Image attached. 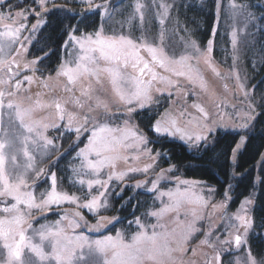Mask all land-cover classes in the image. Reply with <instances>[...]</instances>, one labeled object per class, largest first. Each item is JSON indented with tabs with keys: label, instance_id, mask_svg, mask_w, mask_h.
<instances>
[{
	"label": "snow or ice",
	"instance_id": "obj_1",
	"mask_svg": "<svg viewBox=\"0 0 264 264\" xmlns=\"http://www.w3.org/2000/svg\"><path fill=\"white\" fill-rule=\"evenodd\" d=\"M79 3L86 5L83 11L97 14L99 21L92 31H82L80 22L68 24L59 63L49 69L44 62L51 55V49L46 45L39 49L42 55L27 59L35 33L47 24L45 17L51 12L65 10L73 14L72 19L83 12L75 13V9L58 5L55 0H31L28 7H20L11 0H0V264H198L197 249L188 247L193 232L198 229L193 223H185L181 210H185V216L191 214L202 218L195 206L207 208L210 200L193 190L200 182L178 177L174 189L162 191L160 182L166 178V173L173 171L174 166L161 169L150 181H136L131 186L133 195L125 201L131 202L137 189L145 188L155 194L161 206L143 215L155 218L156 223L146 224L133 212V219L127 221V230L107 234L117 223H122L119 216L100 214L101 209L109 210L107 196L112 180L115 178L122 182L128 172L147 174L154 166L146 164L143 168H129L127 172L114 171L118 161H127L128 157L121 154L126 148L134 147L155 159L152 149L146 147L150 142L147 135L138 125L131 123L133 114L158 103V96L166 94L171 100L174 94L179 93L186 97V86L198 87L217 109L215 118L201 103H194L192 107L200 114L195 124L197 130L180 127L168 110L152 123L151 130L158 137H178L189 148L199 151L215 142L219 129H233L239 135V142L232 149L235 161L247 139V134L241 135L240 132L251 129L257 118L264 114V97L256 103L236 73V87L248 100L247 110L237 114L239 123H229L230 116L225 119L228 114L220 110L227 105L224 100H217L218 92L206 79L204 70L224 81L222 87L225 92L229 90L227 80L232 77L225 76L216 66L211 55L213 39H209L202 50L191 38L193 31L185 27L182 31L186 36L181 37L183 51L178 53L166 43V39L171 38L166 36L167 30L163 26L173 5L157 4L152 0V5L162 10L156 12L161 28L154 35L146 19L150 6L140 0H136L127 16L111 0H102L101 3L79 0ZM183 7L194 10L197 5L193 2ZM251 7L237 3V0L230 4L232 12L229 18L238 24L242 15L245 31L250 24L255 27L257 20L264 21V4L255 5L261 9L259 17L250 10ZM216 16L218 22L219 0ZM30 17L35 19V23L30 24ZM134 22L138 23L139 36L131 34ZM126 25L130 29L128 34H125ZM25 31L30 35L24 36ZM239 31L235 26L231 31L234 65L238 60ZM215 32L213 28V36ZM261 62L264 63V57ZM33 84L37 86L35 92L32 91ZM22 89L28 95L19 98ZM24 100L29 103L25 105ZM68 104H72V110ZM258 107L261 112L257 111ZM38 112L46 115L37 117ZM180 116H185V112L181 111ZM116 120H122V126H112ZM50 130L59 135L50 136ZM65 133L75 134L73 143L77 147L83 143L81 136L90 133L74 158L80 160L79 168H73L76 175L80 176L87 170L85 175L90 173L96 177L87 181L82 176L79 179V184L87 183L90 190V198L83 203L77 195L58 189L55 172L36 166V153L40 152L51 160L52 154L59 150L55 141L62 139ZM155 155L160 156L161 153ZM59 158L52 161L53 165ZM104 168L112 170L107 179L100 178ZM45 175L50 176V186L37 197V181ZM94 185L102 189L96 195L91 194ZM230 189L229 185L224 200L211 204L226 223L222 225L223 239L221 235H215L216 229L206 232L204 239L200 240L201 249H211V252L203 253L206 257L203 264H224V256L233 250L245 253L244 259L237 258L234 264H264V259L258 260L252 254L248 242L250 234L264 237V217L258 220L251 214L252 197L246 198L240 208L229 215ZM208 191L212 193L215 189L209 187ZM123 193L124 188H120L115 195L123 199ZM65 203L75 205V209L63 212L52 223L36 227V213L46 214L53 206ZM79 209L91 212L95 222L90 223ZM165 217H171L175 227L169 228L162 223ZM133 225L134 231L131 230ZM92 233L98 235L93 236ZM189 253L191 255L185 261L183 258Z\"/></svg>",
	"mask_w": 264,
	"mask_h": 264
},
{
	"label": "trees",
	"instance_id": "obj_2",
	"mask_svg": "<svg viewBox=\"0 0 264 264\" xmlns=\"http://www.w3.org/2000/svg\"><path fill=\"white\" fill-rule=\"evenodd\" d=\"M232 0L219 1L223 4H230ZM57 4L65 5L66 8L75 9V13H82V15H76L75 19H72L73 14L67 13L65 10H58L49 13L45 19V24L37 33L36 39L29 47L28 59H33L37 55H42L39 49L43 46H47L51 49V55L45 60V64L49 69L55 68L59 63V59L62 55L63 49L61 45L67 39L65 33V27L68 24H77L80 22V28L82 31H92L93 27L99 21V16L95 13L83 11L86 5L79 3V0H55ZM96 3H101L102 0H95ZM141 3H145L150 6L146 19L149 21V27L152 34H157L161 28L159 24V17L156 16L158 10L152 5V0H140ZM195 3L197 7L188 9L183 7L186 3ZM11 3L20 7L31 6V0H11ZM111 3L119 5V11L127 16L133 10L136 0H111ZM156 3H165L173 5L170 11L169 17L165 21L163 26L166 30V36L170 37V40L166 39L171 48H174L176 52L183 51L182 36H186V33L182 31L187 27L193 31L192 39H195L203 50L207 46L209 39H213V52L212 57L217 61V65L225 70L237 68L242 70L245 74L247 84L252 88V96L256 103L261 102V98L264 97V63H262V57H264V31H258V29H264V21L257 20L256 26H249L250 36L248 40H245L246 46L244 49L240 46L241 57L239 63L236 61L233 64L230 44V30L228 28L229 21L227 23L217 22L216 16V4L217 0H156ZM237 3H244L251 5V11L255 12L256 16L261 15V9L255 7V5L264 4L263 0H237ZM6 10V9H5ZM220 13L222 10L220 9ZM223 19H225L224 13H222ZM119 18V17H118ZM195 18V23L193 22ZM179 21V25L177 24ZM134 27L131 29L133 36H139V26L137 22H134ZM213 28L216 29L213 36ZM130 31L129 27L125 26V34ZM244 43V42H243ZM255 65V67H253ZM171 103V100L164 96H158V103L153 104L151 108H145L133 114L131 123L138 125L139 129L145 133L149 139L148 146L152 149L153 153H161L156 158V166L159 169H163L169 166H174L173 174L183 176L185 178L196 179L203 181L208 186L215 188V194L217 198H221L228 185H231L230 189V201L228 203V210L234 211L238 207L241 200L255 194L254 204L252 206L251 214L258 220L264 217V114L260 115L254 122V125L249 130H243L240 134H247L246 143L242 150L239 152L235 165L231 162L232 149L238 142L239 135L235 131L231 130H218L215 136V142L207 147V149L189 148L179 141L173 140L167 136L158 137L151 130L152 123L158 119L163 110H165ZM258 112L261 109L257 108ZM122 120H116L112 122V125H121ZM55 136L59 133L52 132ZM85 133L81 136L83 143H80L77 147L73 141H75L74 133H65L62 139H58L55 142L59 145V150L56 153L59 160L53 165L49 164V172H55L57 175L58 189L61 191H67L70 194H75L82 201L86 198H90L89 189L84 184H79L81 176L85 181L90 179V173L85 175L84 171L78 176L73 172V168H79L80 160L74 159L79 148H82L87 142V136ZM56 161V160H53ZM233 170L236 172V176L232 175ZM50 176L37 181V187L35 189L37 197L43 191L50 186ZM120 188H124L123 199L117 195L116 192L120 191ZM100 189L93 188L91 190L92 195L98 194ZM134 190L131 189L126 183H113L111 182L109 195L107 201L109 204V210H100L101 215L107 216H119L122 223H117L115 228L107 234L114 235L116 230H127V221L133 219V212L136 216L141 217L142 220L146 216L143 214L157 207L156 202L151 197V194L145 193L140 190L135 191L134 199L125 203L127 197L133 195ZM137 202L139 204L137 205ZM123 205V206H122ZM61 210L53 209L45 216L38 218L39 225L41 223H52L59 218ZM90 220H94L93 214L88 213ZM131 230H135V225ZM249 245L251 246L252 254L258 259H264V237H257L255 234H250L248 238ZM232 251L224 256V264H230L232 256H235V252Z\"/></svg>",
	"mask_w": 264,
	"mask_h": 264
},
{
	"label": "rangeland",
	"instance_id": "obj_3",
	"mask_svg": "<svg viewBox=\"0 0 264 264\" xmlns=\"http://www.w3.org/2000/svg\"><path fill=\"white\" fill-rule=\"evenodd\" d=\"M219 1L222 2V0H219ZM230 2H232V1H230ZM263 3H264V0H263ZM230 4H226V5L223 4L224 7H222V4L220 3V9L222 10V13H224L226 20L223 19V15H222V13H220V19L218 22H220L221 24L222 23L225 24L229 21L230 24H228L229 25L228 28L230 30V44H231V31H232L233 27L235 26V27H238L240 29L238 52L236 53V55L238 56L237 62L239 63V59L241 57V52H242V50L240 49V46L242 47V49H244L246 46L245 40L249 39L250 32L248 29H249L250 25L248 26L247 30L245 31L244 26H243L244 17L242 15L239 16V18H238L240 21V23H238V24L229 18L231 16V12H232V10L230 8ZM58 5H60V4H58ZM29 21H30V24L35 23V19H33L31 17L29 18ZM30 24H29V26H30ZM37 33L38 32L35 33V39H36ZM23 35L29 36L30 33L25 31L23 33ZM231 48H232V46H231ZM230 55L232 56V60H233V50L232 49H231ZM213 60L216 64V66L219 68V70L225 76H231L232 77L231 79L227 80V83L229 84V90L227 92H225L223 87H222V84L224 83V81L220 80L219 78H215L213 76V74L209 70H206V69L204 70L205 77L216 88V90L218 92L217 100H224L226 105H227L226 108L220 110V111L226 112L228 114L227 116H225V119L228 120V117L230 116L231 120H228L229 123H231L232 121L239 123L240 117L237 114L238 113L242 114L243 112H245L247 110L248 100L245 99L242 91L238 87H236L237 81L235 80V74L236 73L239 74L240 82H242L245 85V88L250 92L251 96H252V88L248 86L245 74L242 70L239 71V69H237L235 67L232 68L231 70H229V69L223 70L217 65L218 63L214 58H213ZM193 63H195V62H193ZM200 66H201V68L204 67L202 63ZM53 75H54V73H53ZM186 87H187V96L185 97L183 95H180L179 93L174 94L173 97L171 98L170 105L165 110H163V112L158 117V119L165 113L166 110H168L170 116L177 119L178 125L180 127H187L189 130L195 131V130H197L195 128V124L200 119V114L197 112V110L195 108L192 107V105L194 103H201L210 113L213 114L214 118H215V114L217 112V109L209 102L208 96L206 94L200 92L198 87H195V86H186ZM36 90H37V86L35 84H33L32 85V91L35 92ZM27 95H28V93L24 92L22 89L20 94H19V98L26 97ZM100 95L102 97H104L103 93H100ZM45 98L51 99V97H42V99H45ZM28 103H29V101L24 100L25 105H27ZM67 107L69 108V110H72L73 106H72V104H68ZM181 111L185 112V116H183V117L180 116ZM36 115H37V117H40V116L46 115V113L45 112H38ZM189 121H191V123H189ZM112 126H114V125H112ZM121 126H122V124H121ZM219 130L234 131L233 129H230V128L229 129L221 128ZM48 134L50 135V131ZM88 134H90V133H88ZM169 138L176 140V141H179L180 143H183L186 146H188L184 141H181L178 137H169ZM238 142H239V139H238ZM129 143H132V141H129ZM143 147L144 146H141V148H143ZM146 147L150 148L148 145ZM242 148L239 150V152L242 150ZM239 152H238V154H239ZM121 154L123 156L128 157V159H127V161L122 159V160L117 162L116 168L114 169V171L117 173L118 172H127V170L129 168H133V167L134 168H143L146 164H153L154 165L153 168H151L147 174L142 173V172H128L127 177L125 178L124 181H122L123 184L126 183V184L132 186L136 183V181H143V180H149L150 181V180L154 179L157 176V174L160 173V171H161V170H157V168H156L155 162H156L157 156L153 152H152V155H153V157H155L154 160L150 159V157L145 152L138 150L134 147L123 149ZM238 154H237V156H238ZM39 156H44V155L40 152H37L36 153V161L40 160V163H41L43 160H45V162H43V164L45 165L47 158L45 156L44 157H39ZM237 156H236V159H237ZM55 157H57V155H55ZM236 159H235V161H233L232 154H231V162H232L233 166L235 165ZM36 166L38 167V165H36ZM41 167L42 166H39L38 168H41ZM169 167H171V166H169ZM169 167L164 168V169H168ZM109 171H112V170H110L109 168H104L102 170L100 178L101 179H107V175H108ZM232 175L233 176L237 175L234 170L232 172ZM177 177L180 180H189V181L200 182V184L196 185L193 190L196 192L197 195H201L206 200H210V203H209L207 208L195 206L197 208L198 216L202 217V218L193 217L191 214L185 216V215H183V212L185 210L184 209L181 210L182 211V217L181 218L185 221V223H193V226L196 229H198V231L193 232L192 237L188 243V247L197 249L198 254H197L196 260H197L198 264H203V260L206 258V257H204L203 253L204 252H211V249H207V248L201 249L199 247V242H200V240L204 239V234L206 232H208L209 230L218 229V231L215 232V235H221V233L223 232L222 225L224 223H226V221L221 220L220 212L214 210L211 207V204H215V203H218V202L224 200V195L221 198H217L215 196V192L209 193V191H208L209 187L214 188L213 186H208L203 181H200V180L185 178L182 176H174L171 174V172L166 173V178L160 182V185H159L160 189L162 191H167L168 189H174L177 186ZM95 178L96 177L93 176L92 174L90 175V179H95ZM112 182L113 183H119V182L121 183V181H118L115 178L112 180ZM85 185L87 186V183H85ZM93 187H95V185ZM97 187H99V186H97ZM148 187H151V184H149ZM228 188H229V185L227 186L226 190H228ZM142 190H146V189L142 188ZM228 194L230 196V191ZM254 195L255 194L253 193L252 195L243 198L241 200V202L239 203L238 207L236 208V210L228 211L229 215H231L232 213H235L240 208V205L243 203V201L246 198H249V197L253 198ZM154 196H155V194H154ZM164 199L166 200L167 198L165 197ZM80 202L83 203L84 201H82L80 199ZM157 202L159 203V205L156 208L161 206L160 201L157 200ZM53 209H57V210L60 209L61 212L63 213L65 211L74 210L75 205L65 203V204H62L58 207L53 206L52 210ZM79 210L82 212V214L85 216V218L90 223L95 222V219L90 220V218L88 217V213L92 214L91 212H89L87 209H79ZM51 211L47 212L46 214L36 213L34 216V219H38L41 216H45L48 213H50ZM60 215H59V217H60ZM153 223H156V220H155V218L150 217V219L148 220V222L146 224H153ZM162 223L167 224L169 228L175 227V225L172 222L171 217H165L164 220L162 221ZM36 227H39V226H36ZM91 235L96 236L98 234L92 233ZM223 238L224 237L221 235V239H223ZM233 251H235V250H233ZM234 254H235V256L234 255L232 256L233 258L231 259L230 264H234V262L237 258H240L241 260L244 259L245 253L243 250H238ZM190 255H191V253H189L188 256H185L183 259L185 261H187Z\"/></svg>",
	"mask_w": 264,
	"mask_h": 264
}]
</instances>
